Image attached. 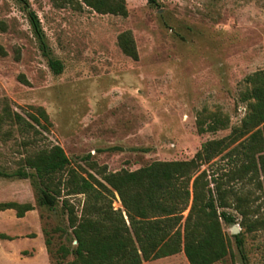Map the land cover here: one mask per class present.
<instances>
[{
  "label": "rangeland",
  "instance_id": "rangeland-1",
  "mask_svg": "<svg viewBox=\"0 0 264 264\" xmlns=\"http://www.w3.org/2000/svg\"><path fill=\"white\" fill-rule=\"evenodd\" d=\"M27 1L63 71L54 75L49 68L22 6L0 0V113L5 104L22 116L42 107L50 125L39 143L59 145L84 177L101 180L97 171L191 159L204 142L227 136L241 123L245 78L264 72V0H157L154 6L125 0V17L97 13L81 0ZM124 32L132 34L136 61L118 46ZM213 113L226 117L228 128L199 134L196 120ZM8 129L12 134L5 136ZM23 138L2 124L0 170L17 168ZM226 163L201 169L220 175ZM255 194L260 198L254 205L264 209V190ZM65 198L79 214L84 197ZM61 200L49 211L37 205L30 179L0 177V203L33 206L22 218L14 210L0 211V234L8 237L0 239V264H56L60 245L75 246ZM112 206L122 209L116 194ZM225 211L237 223H222L230 251L215 264H264V230L247 233L237 212ZM43 230L51 235L50 252ZM141 264L189 263L180 252Z\"/></svg>",
  "mask_w": 264,
  "mask_h": 264
},
{
  "label": "trees",
  "instance_id": "trees-1",
  "mask_svg": "<svg viewBox=\"0 0 264 264\" xmlns=\"http://www.w3.org/2000/svg\"><path fill=\"white\" fill-rule=\"evenodd\" d=\"M16 1L26 12L49 68L54 75L61 74L63 65L51 56L37 15L27 0ZM81 1L100 14L127 15L125 0ZM147 3L154 6L157 0ZM118 46L125 56L137 60L130 32L118 36ZM0 54H4L1 48ZM245 81L249 85L244 93L246 115L227 136L204 142L189 160L154 161L134 171H97L101 180L91 174L84 177L71 168L59 145L39 143L50 125L42 107H30L22 116L5 104L0 127L8 124L25 138L17 168L10 173L0 170V177L30 179L37 205L49 211L57 210L62 199L60 210L75 246L60 245L54 253L56 264H141L180 252L189 264H215L230 251L222 223H237L225 209L237 212L241 218L238 224L247 233L264 230V209L254 205L260 198L255 193L264 190V72L249 75ZM228 122L213 113L196 120L197 132L226 130ZM11 134L9 129L4 132L5 136ZM218 161H226L228 166L220 175L201 169ZM114 194L122 209L113 208ZM78 195L84 197L79 214L65 198ZM4 210H14L22 218L33 206L0 203V211ZM55 230L65 233L60 227ZM43 233L50 252L51 235L47 230ZM234 238L240 245L238 236ZM0 239L8 237L0 234ZM68 257L72 260L67 261Z\"/></svg>",
  "mask_w": 264,
  "mask_h": 264
},
{
  "label": "water",
  "instance_id": "water-1",
  "mask_svg": "<svg viewBox=\"0 0 264 264\" xmlns=\"http://www.w3.org/2000/svg\"><path fill=\"white\" fill-rule=\"evenodd\" d=\"M232 229H233V230H232V231H233V233H237V230H236V228H235V227H233Z\"/></svg>",
  "mask_w": 264,
  "mask_h": 264
}]
</instances>
